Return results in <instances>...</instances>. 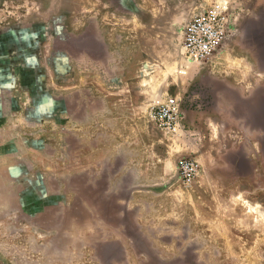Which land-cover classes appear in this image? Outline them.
I'll return each mask as SVG.
<instances>
[{"label":"rangeland","instance_id":"obj_1","mask_svg":"<svg viewBox=\"0 0 264 264\" xmlns=\"http://www.w3.org/2000/svg\"><path fill=\"white\" fill-rule=\"evenodd\" d=\"M160 1L0 0V264H241L245 257V263L255 257V264H264V249L218 248L213 216L219 209L234 211L237 203L204 201L195 185L208 176L202 167L189 184L177 171L179 159L188 155L231 161L230 151L242 149L244 141L210 136L208 123H202L207 105L200 87L192 86V93L191 78L179 73L187 69L185 23L205 7H220L226 36L204 61L230 80L244 67L264 66L243 37L247 21L264 12V0ZM89 19L107 36L95 48ZM122 21L128 25L121 29ZM123 32L124 43L118 41ZM169 94L182 100L175 131L148 120L151 107ZM122 98L136 135L130 164L145 160L147 176L155 160L161 158L162 167L146 186L130 171L135 185L106 196L107 187L91 184L90 155L80 153L89 146V128L79 127V120H92ZM255 147L256 203L264 212V139ZM216 172L250 173L249 167ZM201 216L213 221L205 234L198 233ZM257 232L264 236V214L257 218Z\"/></svg>","mask_w":264,"mask_h":264},{"label":"crops","instance_id":"obj_2","mask_svg":"<svg viewBox=\"0 0 264 264\" xmlns=\"http://www.w3.org/2000/svg\"><path fill=\"white\" fill-rule=\"evenodd\" d=\"M161 1L160 3H162ZM159 6V12L161 13L160 9L163 7L161 4ZM97 9H101V7H97ZM193 16L194 14L188 18L187 22ZM89 20V40L93 42L95 48V46H99V42L102 43L107 40V36H103L97 28H93L95 22L92 19ZM252 20L247 23L249 26L255 25L256 20ZM127 25L122 21L120 28H125ZM126 34L125 32L121 33L118 41L124 43L127 40L125 39ZM225 44L226 41L223 46ZM208 62L199 63L186 60L187 69L184 72L181 69L179 73L188 75V78H191L187 89H190L192 93H196L192 86L199 85L200 87V97H202L203 103L207 105V109L201 112L200 118L203 124L204 122L208 123L210 136L216 132L220 137L231 138L233 136L237 139L242 137L244 141L242 142V149L237 148L230 151V156H234L231 161H224L219 158V160L211 162L207 153L206 157L203 154L202 156L196 155L199 169L202 167V170L206 171L208 176L202 177L195 185L201 188L204 201L226 202L228 200L237 203L238 208L234 211L219 209L216 217L213 216L217 218L219 249L237 250L241 248L245 251L264 249V236H260L257 232V218L264 212L257 209V181L254 177L256 167L251 165L254 162L253 157L257 154L255 146L258 139H264V83L260 82L264 78V67L259 68L257 65L244 67L243 70L240 69L234 72L237 77L229 80L217 75L216 71L220 70L219 66L206 65ZM120 102L118 103V100L115 99L107 109L96 114L88 122L83 121V119L79 120L80 123H84L80 124L79 127L89 128V146L82 147L80 153L90 155L89 164L94 179L91 184L107 187L106 196L110 194L108 193L109 190H114L113 188L121 191L135 185L130 180V171L136 170L138 185L146 186L152 184V179H156L155 175L158 168L162 167L161 158H159V161L155 160L154 171L152 175L147 176L145 160L140 161L136 166L130 164L129 155L136 150V147L131 145L130 141L136 135L131 131L129 103L123 98ZM113 104H117L118 108H112ZM148 120L157 126L151 119L149 111ZM235 122L245 124L238 125ZM142 136L144 138V135ZM137 150L141 152L138 147ZM80 164L81 166L84 165L85 168L88 166H85V162L82 164L81 160ZM247 167H249V174L242 172L234 176L230 173L222 175L220 172H216L226 171L227 173L228 170L233 169H240L241 171L245 169L246 171ZM99 174L100 176H98ZM214 190L216 195H212V197L211 191ZM214 196H216V200H214ZM118 200L124 199L119 198ZM99 201H101V197L97 194L95 202L92 200V208L96 206V211L98 210ZM126 202L129 206V200H126ZM242 202L248 203V206H243ZM209 219L210 216H201V219L196 221L199 223L197 228L200 231L198 233L205 234L209 232L210 223L213 222ZM120 226L118 227L120 228ZM121 231L115 229L111 232L122 233ZM246 259L248 258L245 257L241 264H250L245 263ZM249 260H252L251 264L258 262L255 257H250Z\"/></svg>","mask_w":264,"mask_h":264},{"label":"built area","instance_id":"obj_3","mask_svg":"<svg viewBox=\"0 0 264 264\" xmlns=\"http://www.w3.org/2000/svg\"><path fill=\"white\" fill-rule=\"evenodd\" d=\"M226 20L217 5L195 14L181 31L184 55L189 62L211 59L221 47L226 36ZM184 72V70L182 71ZM181 99L169 94L162 103L151 107L149 115L154 123L166 131H175L182 122ZM199 163L188 155L178 161L180 180L189 184L197 175Z\"/></svg>","mask_w":264,"mask_h":264},{"label":"flooded vegetation","instance_id":"obj_4","mask_svg":"<svg viewBox=\"0 0 264 264\" xmlns=\"http://www.w3.org/2000/svg\"><path fill=\"white\" fill-rule=\"evenodd\" d=\"M254 20H257L258 22H255V25H248L247 28L243 29V37H246L250 41L248 42L253 48L251 52L252 56L257 60V62L264 64V12L257 14ZM247 22H251V19ZM252 45H257L259 49L256 48L257 46L254 47ZM257 66L259 68L264 67L263 65Z\"/></svg>","mask_w":264,"mask_h":264},{"label":"bare ground","instance_id":"obj_5","mask_svg":"<svg viewBox=\"0 0 264 264\" xmlns=\"http://www.w3.org/2000/svg\"><path fill=\"white\" fill-rule=\"evenodd\" d=\"M256 22H258V21L256 20ZM259 22H260V20H259ZM257 24H258V23H257ZM243 27H244V26H243ZM244 28H245V27H244ZM248 44H249V43H248ZM253 46L256 47L257 45H253ZM256 48L259 49L258 46H257ZM256 48H255V49H256Z\"/></svg>","mask_w":264,"mask_h":264}]
</instances>
